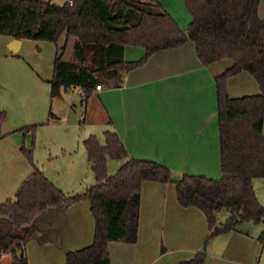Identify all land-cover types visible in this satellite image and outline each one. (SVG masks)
<instances>
[{
    "label": "crops",
    "instance_id": "obj_1",
    "mask_svg": "<svg viewBox=\"0 0 264 264\" xmlns=\"http://www.w3.org/2000/svg\"><path fill=\"white\" fill-rule=\"evenodd\" d=\"M159 1L186 30L191 17L184 0ZM257 13L264 18V0H259ZM13 38L0 33V111L5 112L0 122V201L15 197L34 165L68 193L93 184L95 176L83 139L91 133L99 136V129L103 135L106 129L115 130L128 156L164 164L175 179L184 173L220 177L215 76L233 62L231 58L205 64L197 56L195 42L187 38L175 46L154 50L129 70H118L110 77L98 73L101 86L93 87L84 101L80 123L81 116L71 109L65 115L59 113L66 91L76 89L82 104L80 86L69 85L59 96H49L57 47L64 45L62 58L73 60L76 37L61 33L56 41L23 38L12 51L9 45ZM144 53L143 46L125 44L122 57L135 60ZM90 60L86 63H93ZM226 90L230 96H240L257 93L260 88L255 77L243 69L227 78ZM70 99L76 107L75 99ZM29 123L37 124L34 133L19 129ZM23 146L31 149L32 160L23 153ZM124 159L107 157V172L113 173ZM252 185L264 206V176L253 177ZM222 210L217 212L219 222L229 214ZM35 224L33 234L23 244L28 264H66V251L88 245L93 239L94 217L88 198L49 209ZM208 233L204 213L195 205H181L173 182L143 180L137 239L110 240V261L176 264L204 249V264H264V220H247L230 230ZM12 260L11 251H0V264H11Z\"/></svg>",
    "mask_w": 264,
    "mask_h": 264
},
{
    "label": "trees",
    "instance_id": "obj_2",
    "mask_svg": "<svg viewBox=\"0 0 264 264\" xmlns=\"http://www.w3.org/2000/svg\"><path fill=\"white\" fill-rule=\"evenodd\" d=\"M184 3L191 17L186 30L159 0H0V33L18 39L53 41L61 33L76 37L73 60L62 58L64 45L57 47L50 98L59 96L63 87L78 85L85 101L98 83V73L110 77L118 70H129L143 63L154 50L175 46L187 38L195 42L197 56L205 64L224 57L233 60L215 76L219 178L184 173L175 179L164 164L128 156L115 130L104 131L103 144L91 133L83 144L95 176L93 184L68 193L34 165L15 197L0 201V250L12 252L11 264H28L23 244L33 234L41 214L80 198L90 201L93 239L88 245L66 251V264H111L107 246L110 240L137 239L140 188L142 181L148 179L173 182L178 202L183 206L195 205L204 213L208 236L230 230L243 221L264 220V206L252 185L253 177L264 176V18L257 13L259 0ZM125 44L143 46L144 55L135 60L123 59ZM88 58L93 63H86ZM243 69L255 77L260 90L230 96L227 78ZM4 117L5 112L0 111V122ZM36 126L29 123L19 129L34 133ZM21 149L32 160L31 149ZM107 157L125 159L113 173H108ZM221 209L229 213L223 222L217 219ZM204 257L205 251L201 249L176 264H204Z\"/></svg>",
    "mask_w": 264,
    "mask_h": 264
},
{
    "label": "rangeland",
    "instance_id": "obj_3",
    "mask_svg": "<svg viewBox=\"0 0 264 264\" xmlns=\"http://www.w3.org/2000/svg\"><path fill=\"white\" fill-rule=\"evenodd\" d=\"M54 1L56 3H62L64 0H51ZM68 54L67 52L64 53V57H66ZM72 55H73V49H72ZM70 98H74L75 103H76V107L74 106V104L71 102ZM80 94L77 92L76 89H74L73 91L69 90L66 91L65 97L62 98V100H60V114H64L65 115V111L67 109H71V111H73L75 113L76 116H81L80 119H82V115H79V110L84 109V101L82 102V104L80 103ZM85 129L87 130L88 125L85 124ZM99 126V125H98ZM97 126V127H98ZM101 128V127H100ZM99 136L97 134L96 137L98 138V140L100 139L101 143L104 142V135L101 129H99L98 131ZM223 211H226V209H223Z\"/></svg>",
    "mask_w": 264,
    "mask_h": 264
},
{
    "label": "water",
    "instance_id": "obj_4",
    "mask_svg": "<svg viewBox=\"0 0 264 264\" xmlns=\"http://www.w3.org/2000/svg\"><path fill=\"white\" fill-rule=\"evenodd\" d=\"M18 44H19V39L16 38V37H14V38L11 40V43H10L9 47H10V49H11L12 51H15V50L17 49V47H18ZM17 254L20 255V254H21V251L18 250V251H17Z\"/></svg>",
    "mask_w": 264,
    "mask_h": 264
},
{
    "label": "built area",
    "instance_id": "obj_5",
    "mask_svg": "<svg viewBox=\"0 0 264 264\" xmlns=\"http://www.w3.org/2000/svg\"><path fill=\"white\" fill-rule=\"evenodd\" d=\"M101 84L100 83H96L95 84V88H100ZM1 251V250H0Z\"/></svg>",
    "mask_w": 264,
    "mask_h": 264
}]
</instances>
